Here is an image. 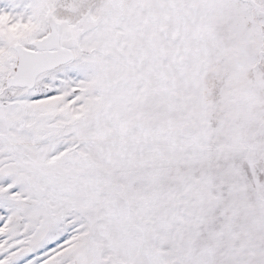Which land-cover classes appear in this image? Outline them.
Here are the masks:
<instances>
[{"label": "rangeland", "instance_id": "rangeland-1", "mask_svg": "<svg viewBox=\"0 0 264 264\" xmlns=\"http://www.w3.org/2000/svg\"><path fill=\"white\" fill-rule=\"evenodd\" d=\"M0 264H264V0H0Z\"/></svg>", "mask_w": 264, "mask_h": 264}, {"label": "water", "instance_id": "water-1", "mask_svg": "<svg viewBox=\"0 0 264 264\" xmlns=\"http://www.w3.org/2000/svg\"><path fill=\"white\" fill-rule=\"evenodd\" d=\"M49 27L46 35L32 42V48L16 44L14 71L7 81L10 88L32 89L42 75L77 59V40L66 39L54 17Z\"/></svg>", "mask_w": 264, "mask_h": 264}, {"label": "bare ground", "instance_id": "bare-ground-1", "mask_svg": "<svg viewBox=\"0 0 264 264\" xmlns=\"http://www.w3.org/2000/svg\"><path fill=\"white\" fill-rule=\"evenodd\" d=\"M62 31H63V35H64L65 34V31H66L64 26H63V30Z\"/></svg>", "mask_w": 264, "mask_h": 264}]
</instances>
